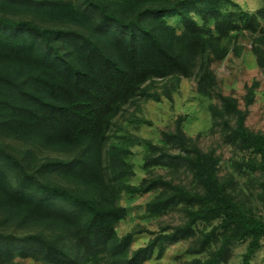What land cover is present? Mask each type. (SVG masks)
<instances>
[{
    "label": "trees",
    "instance_id": "trees-1",
    "mask_svg": "<svg viewBox=\"0 0 264 264\" xmlns=\"http://www.w3.org/2000/svg\"><path fill=\"white\" fill-rule=\"evenodd\" d=\"M261 22L264 7L249 13L231 0H0V264L16 256L41 264H144L156 247L161 254L166 244L195 240L193 226L214 221L197 242L199 251L216 250L194 264H220L229 247L250 240L248 264L264 223L231 192V178L220 180L213 150L203 152L180 129L163 133L160 144L144 141L145 166L168 174L132 187L125 182L133 176L131 152L112 139L125 107L160 101L150 91L155 83L194 78L196 92L209 96L211 63L238 51L244 32L254 36L264 72ZM216 97L219 108L209 112L221 119L227 142L257 160L243 165L260 172L264 203V133L245 128L234 100ZM179 170L187 185L171 177ZM121 192H155L148 215L177 209L184 222L131 252L139 233L119 238L115 230L126 215L117 204Z\"/></svg>",
    "mask_w": 264,
    "mask_h": 264
},
{
    "label": "rangeland",
    "instance_id": "rangeland-1",
    "mask_svg": "<svg viewBox=\"0 0 264 264\" xmlns=\"http://www.w3.org/2000/svg\"><path fill=\"white\" fill-rule=\"evenodd\" d=\"M231 1L249 13L264 7L262 0ZM226 9L233 8L227 6ZM167 22L175 26L179 33L180 28L174 19ZM260 24L264 29V22ZM254 43V36L244 32L238 38V51H231L222 61L211 63L214 87L209 96L196 92L194 78L177 81L169 79L155 83L150 90L161 94L159 102L139 100L123 109L115 121L112 142L125 143L131 152L128 162L132 164L133 176L125 180L128 186L137 187L146 178L168 174L162 168L150 170L152 167L145 166L144 141L157 145L163 139V133L180 129L189 143L195 144L203 152L209 150L215 152L220 161L218 166L220 180L224 182L231 178L229 185L231 192L241 197L250 214L264 223V203L260 200L258 187L260 172L255 168L246 170L243 165L256 163L257 160L251 151H242L238 145L227 142L221 119L209 112L211 106L219 108L217 94L230 98L235 101L238 109L245 113V128L255 134L264 133V72L258 66L252 50ZM163 92H168V96L166 97ZM236 165L248 172L238 173ZM171 177L175 179V183L187 185L188 179L182 170L173 173ZM154 194L155 192H150L132 196L121 192L118 195L117 204L126 210V215L115 228L117 236L120 238L130 232L139 233L131 244V252L149 244L165 227L168 229L165 233H170L172 227L180 226L184 222L182 213L177 209L164 216L148 215L145 206L152 200ZM216 225V221L207 226L195 224L193 228L197 232V239L181 238L166 244L161 254L156 247L144 264H194L197 260L205 262L215 252L216 246L211 245L206 250L199 251L197 241ZM249 244L250 240L229 247L225 260L220 264H242ZM11 264L41 263L16 256ZM248 264H264V237L257 241Z\"/></svg>",
    "mask_w": 264,
    "mask_h": 264
}]
</instances>
